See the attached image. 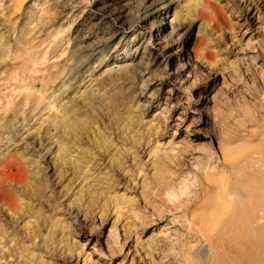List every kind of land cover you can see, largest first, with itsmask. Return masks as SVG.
Here are the masks:
<instances>
[{
	"label": "rangeland",
	"instance_id": "rangeland-1",
	"mask_svg": "<svg viewBox=\"0 0 264 264\" xmlns=\"http://www.w3.org/2000/svg\"><path fill=\"white\" fill-rule=\"evenodd\" d=\"M45 1L0 0V264H104L109 250L123 255L112 264H160L150 251L162 230L143 205L165 212L166 200L190 202L193 215L213 213L207 180L215 183L217 157L253 166L247 176L260 186L247 187L264 194V0H178L143 23L135 19L146 0ZM19 3L35 7L28 21L16 16ZM162 17L168 28L154 29ZM171 26L185 30L155 63L151 42L170 43ZM113 51L126 58L109 62ZM132 55L143 69L88 95L57 126L56 160L18 151L21 132L56 121L90 72ZM157 79L159 96L141 97ZM165 103L170 112L156 118ZM51 163L57 180L45 172Z\"/></svg>",
	"mask_w": 264,
	"mask_h": 264
},
{
	"label": "bare ground",
	"instance_id": "bare-ground-1",
	"mask_svg": "<svg viewBox=\"0 0 264 264\" xmlns=\"http://www.w3.org/2000/svg\"><path fill=\"white\" fill-rule=\"evenodd\" d=\"M164 1L146 0L145 5L135 20L138 23H143L152 17L160 18L162 15L168 16L171 11L179 8L178 0L167 4V9H165ZM45 2L57 6L58 0H46ZM30 3L36 5L39 3V0H30ZM28 9L29 7H26L24 12H21L22 5L19 3L16 12V16L22 13L19 20L28 21L31 17L28 11H36L35 7ZM166 20L167 17L157 20L156 24L153 23L155 24L154 29L163 30L168 28L169 23ZM184 30L183 26L175 28L171 26L168 36L170 43L164 45L162 40L151 42L150 51L154 54L152 58H154L155 63L163 61L170 49L178 45L179 41L177 38ZM138 52L137 49L136 55ZM186 53V48L184 46L181 47L180 57L186 56ZM103 54L101 53L99 56L102 57ZM136 55H132L134 57H130V61H119V64H114L102 72L89 71L90 74H88L91 79L80 86L81 90L78 93L76 92L75 97L65 104L63 114L56 121L48 122L43 131L38 135L27 134L29 130L21 132L22 138L20 142L26 147L18 151L23 150L24 154L28 153L30 156L46 153L47 160L52 162L58 152H60L62 145V138L55 137V135H58L56 133L57 126L64 121L66 114H79L80 109L87 103L88 95L99 98V92L106 88L110 81L123 77L122 75L127 72L143 69L147 63L145 60H141L143 56L137 58ZM99 56L98 60H100ZM89 57L94 61L97 53H92ZM108 58L109 62L111 60H123V58H126V54L121 51H113ZM138 74L142 76L141 73ZM161 78L164 79L165 77ZM163 79H157L151 88L147 87V85L146 87L144 86V92L140 96L145 99L150 96L153 97L155 94L159 96V91L165 85ZM2 86H5V83L1 82L0 79V87ZM149 103L151 104V102ZM169 108L171 106L165 103L155 117L165 120L163 114L169 113ZM228 161L224 160L222 156L221 158L217 157L210 168L212 173L214 171L217 173L215 183L211 179L207 180L211 187H216V195L212 200L214 204L213 213L199 216L193 215L189 211L190 202L184 203L185 205L183 206L182 202L181 205L166 200L165 206L167 209L165 212L161 210L157 211L151 205H143L142 209L147 215L151 224L150 226L154 228L159 227L162 230L161 237H158V242L152 247L153 249L150 251L151 255L149 254L150 256L158 257L160 264H264V194L258 195L249 191L247 187V184L254 185L257 183L247 176L248 171H250L249 168L253 166L243 168L234 160L232 162ZM48 166L50 167V165ZM45 172L51 177L56 176L55 180L58 179L59 171L54 168L52 163L50 169H47ZM234 173L240 174L241 178ZM220 175H224L226 179L220 178L222 181H218ZM258 185L260 186V184H256L255 186ZM53 195V193L50 195L46 194L43 197L44 202L49 204L52 201ZM50 205L47 206L51 207ZM65 214L70 219H75L74 221L81 220L80 214L73 217L69 215L70 213ZM120 256L123 255L117 254L112 250L101 254L104 264H112ZM117 264H127V259H123V261Z\"/></svg>",
	"mask_w": 264,
	"mask_h": 264
}]
</instances>
